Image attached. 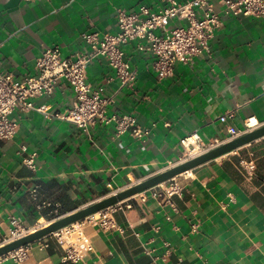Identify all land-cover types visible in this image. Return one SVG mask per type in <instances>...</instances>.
I'll list each match as a JSON object with an SVG mask.
<instances>
[{"label": "crops", "instance_id": "0c3cea01", "mask_svg": "<svg viewBox=\"0 0 264 264\" xmlns=\"http://www.w3.org/2000/svg\"><path fill=\"white\" fill-rule=\"evenodd\" d=\"M169 3L0 0V70L17 78L35 74L47 47L59 45L66 57L86 49L84 32H116L119 8L146 4L158 11ZM217 8L222 23L211 52L176 63L171 76L160 77L155 54L139 50L137 40L124 46L138 72L134 87L122 84L106 57L89 65L93 88L114 98L108 114L133 113L151 129L145 138L118 135L113 123L87 131L37 109L15 110L17 133L0 139V240L13 217L28 228L48 223L184 160L189 147L182 139L189 135L209 143L227 140L229 125L245 131L264 123V19L227 14L224 2ZM185 23L173 19L170 26ZM33 100L56 113L75 105L76 96L61 78L52 93ZM33 152L36 168L23 160ZM178 178L183 189L172 197L156 198L148 189L122 201L117 228L87 225L94 250L72 264H264V136ZM63 256L50 238L49 246L29 243L22 263L2 257L0 264H70Z\"/></svg>", "mask_w": 264, "mask_h": 264}, {"label": "built area", "instance_id": "2783aa9c", "mask_svg": "<svg viewBox=\"0 0 264 264\" xmlns=\"http://www.w3.org/2000/svg\"><path fill=\"white\" fill-rule=\"evenodd\" d=\"M217 2L225 3L223 11L227 14L264 19V0H171V3L158 11L152 10L146 4H141L136 9L121 7L117 11L116 32L83 33L86 49L63 57L59 45L47 47L36 61V73L22 78L0 70V139L10 140L17 133L19 122L13 118L17 109H37L45 112L47 116L52 114L73 122L87 131L98 122L113 123L118 135L130 131L135 137L145 138L151 129L139 124L133 113L108 114V106L114 98L104 95L103 87L93 88L88 79L89 65L99 57H106L122 84L134 87L138 72L124 46L137 40L139 50H148L155 54L154 68L160 77L171 76L174 74L176 63H187L198 55L211 52V39L222 23ZM173 19L185 20L186 23L171 27ZM61 78L66 79L73 87L76 103L62 112L49 113L45 105L38 106L33 98L52 93ZM234 115L235 112L231 111L222 115L221 119L226 121ZM228 131V139L245 132L237 130L233 125L228 126ZM223 141L225 140L216 139L208 143L199 134L189 135L182 139V143L189 147L185 159L203 153ZM26 151L27 147L22 146V152ZM36 155V152L26 155L23 159L25 164L36 168ZM254 166V163L250 162V167ZM182 189V180L178 175L149 188L156 198L172 197ZM121 205L122 202H119L104 208L38 240H41L44 246H49L50 238L56 239L64 250V260L70 264L85 261L87 253L94 250L93 239L87 233L86 226L117 228L114 214ZM13 223L10 234L3 237L4 240L0 243L32 231V228L25 227L17 217H13ZM41 226L43 225L35 228ZM28 253L29 244H26L0 258L10 257L22 263Z\"/></svg>", "mask_w": 264, "mask_h": 264}, {"label": "water", "instance_id": "95a60500", "mask_svg": "<svg viewBox=\"0 0 264 264\" xmlns=\"http://www.w3.org/2000/svg\"><path fill=\"white\" fill-rule=\"evenodd\" d=\"M263 136L264 123L251 129H248L240 135L227 139L203 153L179 161L178 163H175L169 167H166L165 169H162L152 175H149L148 177H145L136 183H132L117 191L111 192L106 196L97 199L91 203H88L82 207H79L71 212L62 214L41 227H37L34 230L23 234L17 238L0 243V257L6 255L7 253L20 246L34 242L50 234L53 231H56L64 226L77 222L91 214L97 213L104 208L122 202L179 174L185 173L189 170L198 167L201 164H204L208 161L216 159L219 156H222L242 146H245Z\"/></svg>", "mask_w": 264, "mask_h": 264}, {"label": "rangeland", "instance_id": "374dc122", "mask_svg": "<svg viewBox=\"0 0 264 264\" xmlns=\"http://www.w3.org/2000/svg\"><path fill=\"white\" fill-rule=\"evenodd\" d=\"M47 221H43L42 223H40V224H38V225H36V226H39V225H43V224H45ZM36 226H34V227H36ZM34 227H29L28 229H30V228H34ZM4 239L2 238V240H0V242H2Z\"/></svg>", "mask_w": 264, "mask_h": 264}, {"label": "bare ground", "instance_id": "6f19581e", "mask_svg": "<svg viewBox=\"0 0 264 264\" xmlns=\"http://www.w3.org/2000/svg\"><path fill=\"white\" fill-rule=\"evenodd\" d=\"M45 224H47V222L45 223ZM44 225V224H43ZM34 228H32V230H33Z\"/></svg>", "mask_w": 264, "mask_h": 264}]
</instances>
